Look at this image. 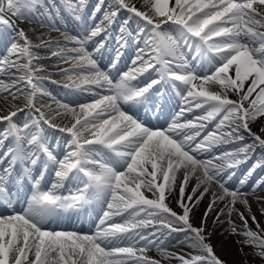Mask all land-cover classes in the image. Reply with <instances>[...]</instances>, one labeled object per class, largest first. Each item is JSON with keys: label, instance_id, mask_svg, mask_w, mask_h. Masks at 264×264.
Here are the masks:
<instances>
[{"label": "snow or ice", "instance_id": "1", "mask_svg": "<svg viewBox=\"0 0 264 264\" xmlns=\"http://www.w3.org/2000/svg\"><path fill=\"white\" fill-rule=\"evenodd\" d=\"M0 45V264H264V0H0Z\"/></svg>", "mask_w": 264, "mask_h": 264}, {"label": "bare ground", "instance_id": "2", "mask_svg": "<svg viewBox=\"0 0 264 264\" xmlns=\"http://www.w3.org/2000/svg\"><path fill=\"white\" fill-rule=\"evenodd\" d=\"M67 17H68V15L64 12L63 8H61L60 9V19L57 20V24L56 25L57 26H64V24L62 22V19H66ZM33 19H35V18H33ZM33 21L34 20H32V22L29 23V21H27V20H24V21L17 20L16 22L19 24V27H21V28H25V29L35 28V33H32V32L29 33L33 37V39H35V36L39 35L41 32H47L48 29L46 27L42 28V27L33 25ZM68 27L71 28L72 31H74V29L76 28V26H72L71 27V22L68 23ZM55 33H56V31H52L50 33V35L52 37H54V38H59L60 35H55ZM5 51L6 50H5L4 46L0 45V57L8 55V53L7 52L5 53ZM49 61L50 60H44V61H42V63L49 65L48 64ZM49 72L53 73L51 75V77H50V80H60L61 79V77L59 75L54 74V69L50 68ZM42 75L48 76L49 73H47V72L46 73H42ZM1 77H4V80H6L5 76L0 75V78ZM50 80H45L44 81V87H46L52 93L53 97H55L56 99L62 100L63 102H68V98H67L68 93H66V91L62 87H60V86H58L56 84H54V86L52 85L50 87L48 82H47V81H50ZM55 89H58V91L64 92L65 94L64 95H59V94L55 95V93H53V91H52V90H55ZM5 95H7V94H0V105H3V106L6 107L7 104L5 103ZM85 98H86V96L81 97L80 99H85ZM7 99H8V102H10V103H14L15 102L13 100L12 101L9 100V99H12L11 96H8ZM51 102L52 101L50 99H48L47 97L43 98V103L48 104V103H51ZM178 104H179L178 99H175L174 103H173V107H171V112L172 113H175L176 111L179 110L178 109ZM188 115H190V114H188ZM178 179H179V177H178ZM207 203H208V198L205 197V200L201 203L200 209L197 211V217H199V215L203 212V210H204V208H205ZM172 206L175 208V202L174 201H173V205ZM251 207H252L253 213H255V215L257 217V220H259L261 223L264 224V216H262L260 214V212L258 210V207H257V204L255 202H252ZM241 210H243V209H241ZM71 219L76 220L75 217H72ZM196 222L197 223L199 222L198 219H197ZM209 223H211V221H209ZM63 228H66V227H63ZM72 229H78V228H72ZM92 230H94V229H92ZM178 239H182V237L181 236H177L176 238H174V237L172 238V242L169 245V249L168 250L172 251V252L180 253L181 251H176V249H175L176 246H177L181 250L188 251L189 249L187 247H182V246L176 244V240H178ZM215 239H216V237H214V240ZM236 239H240V238L239 237H229L228 244L226 245V247L218 248L217 251L223 258H225V259H227L229 261L241 262V261H243L245 259V257L241 256L237 252V247L238 246L235 244V240ZM252 251H253V249L251 247H245L244 248V252L245 253H251ZM149 255L152 256V257H155V258H160V257H158L159 254H157V252H155V251H151L149 253ZM247 258L250 261V264H254V261L252 259H255V258H253L252 256H248ZM172 261H173V263L171 261H168V262H166V264H179V262L177 260L173 259Z\"/></svg>", "mask_w": 264, "mask_h": 264}, {"label": "rangeland", "instance_id": "3", "mask_svg": "<svg viewBox=\"0 0 264 264\" xmlns=\"http://www.w3.org/2000/svg\"><path fill=\"white\" fill-rule=\"evenodd\" d=\"M47 1H49V0H45V1L43 2V4H44L46 7L48 6ZM54 1H55V0H54ZM91 3H92V4L96 3V0H91ZM42 10L44 11V9L42 8L40 12H42ZM17 24H18V23H17ZM5 53H6V51H5ZM0 79H4V77H1ZM46 83H47V82H46ZM72 99H75V97H72ZM9 100L12 101V99H9ZM259 154H260V153H259V150H257L256 155H259ZM246 167H247V166H244L245 169H246ZM259 175H264V172H259V170H258L256 176L258 177ZM249 225L253 228V230L256 229L255 224H253L252 221H250V220H249ZM261 227L264 228V225H261ZM176 237H177V236L174 235V238H176ZM176 250H177V249H176ZM183 251H184V250H183ZM255 259H256V260H255ZM255 259H252V260L254 261V264H262V262L259 260V258H255ZM171 261H172V260H171Z\"/></svg>", "mask_w": 264, "mask_h": 264}]
</instances>
